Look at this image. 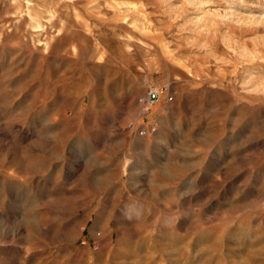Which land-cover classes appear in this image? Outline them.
Wrapping results in <instances>:
<instances>
[{
	"label": "rangeland",
	"instance_id": "rangeland-1",
	"mask_svg": "<svg viewBox=\"0 0 264 264\" xmlns=\"http://www.w3.org/2000/svg\"><path fill=\"white\" fill-rule=\"evenodd\" d=\"M0 264H264V0H0Z\"/></svg>",
	"mask_w": 264,
	"mask_h": 264
},
{
	"label": "built area",
	"instance_id": "built-area-1",
	"mask_svg": "<svg viewBox=\"0 0 264 264\" xmlns=\"http://www.w3.org/2000/svg\"><path fill=\"white\" fill-rule=\"evenodd\" d=\"M164 94V88L159 86H151L147 92L146 97L141 101V108L144 114H147L148 111L160 103ZM149 129L142 127L138 130V135L146 136L149 133Z\"/></svg>",
	"mask_w": 264,
	"mask_h": 264
}]
</instances>
